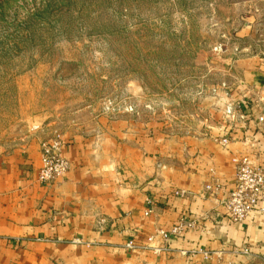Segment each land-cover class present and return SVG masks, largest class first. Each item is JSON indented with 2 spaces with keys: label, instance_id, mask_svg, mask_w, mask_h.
<instances>
[{
  "label": "crops",
  "instance_id": "crops-1",
  "mask_svg": "<svg viewBox=\"0 0 264 264\" xmlns=\"http://www.w3.org/2000/svg\"><path fill=\"white\" fill-rule=\"evenodd\" d=\"M231 72L222 124L193 134L80 109L62 149L69 170L50 184L38 179L46 125H32L0 152V264H264V214L233 224L220 203L236 161L264 162V52ZM182 221L165 242L160 231Z\"/></svg>",
  "mask_w": 264,
  "mask_h": 264
},
{
  "label": "rangeland",
  "instance_id": "rangeland-1",
  "mask_svg": "<svg viewBox=\"0 0 264 264\" xmlns=\"http://www.w3.org/2000/svg\"><path fill=\"white\" fill-rule=\"evenodd\" d=\"M263 52L264 0H0V152L80 109L218 127L231 66Z\"/></svg>",
  "mask_w": 264,
  "mask_h": 264
},
{
  "label": "built area",
  "instance_id": "built-area-1",
  "mask_svg": "<svg viewBox=\"0 0 264 264\" xmlns=\"http://www.w3.org/2000/svg\"><path fill=\"white\" fill-rule=\"evenodd\" d=\"M226 112L231 114L232 108L227 107ZM64 145V138L56 133L49 134L41 140L42 166L38 171L40 182L50 184L69 170V161L62 154ZM206 189L212 192L217 189V186L213 188V185L210 184L206 186ZM220 203L225 208L229 222L233 224L244 222L253 212L264 214V162L254 165L246 158L236 161L235 188ZM187 226H190L189 223L182 221L176 226L161 230L160 234L165 242H168L180 236ZM134 245L133 241L127 244L130 248H133ZM165 249L166 246L163 245L160 248H155V251L160 252ZM243 252L248 253V249L245 248Z\"/></svg>",
  "mask_w": 264,
  "mask_h": 264
}]
</instances>
